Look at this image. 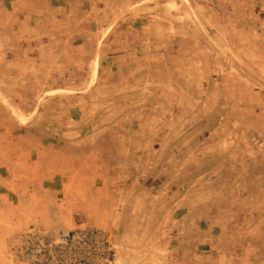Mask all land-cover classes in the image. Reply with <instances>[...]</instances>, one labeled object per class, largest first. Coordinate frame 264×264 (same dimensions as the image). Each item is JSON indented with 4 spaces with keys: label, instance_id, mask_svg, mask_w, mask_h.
Masks as SVG:
<instances>
[{
    "label": "rangeland",
    "instance_id": "374dc122",
    "mask_svg": "<svg viewBox=\"0 0 264 264\" xmlns=\"http://www.w3.org/2000/svg\"><path fill=\"white\" fill-rule=\"evenodd\" d=\"M84 227L264 264V0H0V264Z\"/></svg>",
    "mask_w": 264,
    "mask_h": 264
},
{
    "label": "built area",
    "instance_id": "2783aa9c",
    "mask_svg": "<svg viewBox=\"0 0 264 264\" xmlns=\"http://www.w3.org/2000/svg\"><path fill=\"white\" fill-rule=\"evenodd\" d=\"M107 236L92 227L60 235L30 231L19 237L16 264H107L111 249Z\"/></svg>",
    "mask_w": 264,
    "mask_h": 264
}]
</instances>
